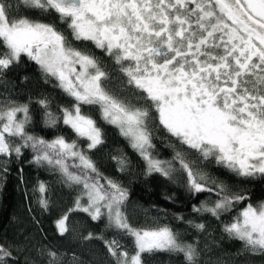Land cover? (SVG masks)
<instances>
[{
  "label": "snow or ice",
  "instance_id": "1",
  "mask_svg": "<svg viewBox=\"0 0 264 264\" xmlns=\"http://www.w3.org/2000/svg\"><path fill=\"white\" fill-rule=\"evenodd\" d=\"M23 4L54 13L73 40L91 42L114 59L139 104L126 103L106 90L108 73L97 58L72 46L54 23L17 16L8 0H0V45L6 49L0 55V72L26 55L54 77L75 101L71 108L60 109L63 123L87 141L89 151L103 143V133L83 106L98 105L102 119L118 127L147 161L149 173L170 177L175 171L171 162L151 154L149 123L158 120L203 159L214 158L241 177L264 176V0H23ZM39 103L47 109V101ZM45 116L47 124L55 126L58 118L47 110ZM30 123L26 104L0 111V157L14 153L19 159L30 147L34 153L30 163H46L59 169L69 185H82L87 203L77 197L69 211L88 213L94 221L107 216L109 227L132 240L131 253L115 239L105 242L116 264H143V254L156 252L183 253L186 264H197L196 248L182 243L171 228H135L129 223L123 211L127 190L101 177L76 140L58 136L48 141L31 135L26 131ZM174 159L192 191H212L209 178L183 152L177 151ZM118 163L123 170L126 161L121 158ZM216 188L220 198L214 207L202 209L217 218L245 199L228 194L223 184ZM39 191L46 192L45 184ZM40 204L46 209L48 202L42 197ZM67 220L65 214L56 221L60 235L68 231ZM224 231L242 241L247 251L264 255V203L258 207L249 203ZM91 238V233L85 237ZM48 255L55 264L56 253ZM12 256L0 245V264H8Z\"/></svg>",
  "mask_w": 264,
  "mask_h": 264
},
{
  "label": "trees",
  "instance_id": "2",
  "mask_svg": "<svg viewBox=\"0 0 264 264\" xmlns=\"http://www.w3.org/2000/svg\"><path fill=\"white\" fill-rule=\"evenodd\" d=\"M8 2L17 16L54 23L72 46L87 50L97 58L108 73L109 78L104 83L106 90L126 103L139 106L114 59L91 42L73 40L67 25L61 24L54 13L30 9L23 0ZM5 51L0 45V55ZM0 100L13 102L9 103L11 106L28 105L31 123L26 131L29 134L48 141L58 136H64L69 142L76 140L101 177L127 190L123 211L133 227L171 228L182 243L196 248L197 264H264V255L247 251L242 241L229 237L224 231V226L249 203L256 207L264 203V176L241 177L217 164L214 158L203 159L194 150L181 145L158 120L149 123L153 144L150 151L154 159L171 162L175 171L170 177L155 171L149 173L147 161L131 146L130 140L121 135L118 127L102 119L98 105L83 106L85 114L96 120L103 133V143L89 151L87 141L78 139L62 120L60 109L71 108L74 99L26 55L0 72ZM41 100L47 101V109L41 106ZM46 110L58 118L55 126L47 124ZM13 139L21 143L18 138ZM22 151L19 159L14 153L11 157H0V245L13 254L8 264H50V251L56 253L55 264H116L105 243L113 239L130 253L133 251L131 238L109 227L107 216L94 221L88 213L69 211L75 208L77 197L82 196V202L87 203L82 185H69L59 169L46 163H30L34 155L30 147ZM177 151L183 152L194 168L209 178L207 186L212 191L196 193L189 188L186 173L174 159ZM121 158L126 161L123 170L118 163ZM5 160L8 161L7 172L3 171ZM100 182L105 183L103 179ZM41 183L46 186L43 194L39 191ZM216 184H223L230 195L245 197L234 203L229 211L221 212L219 218L202 209V206L214 207L220 198ZM42 197L48 202L46 209L40 204ZM194 208L201 210L194 211ZM65 214H68V231L60 235L56 221ZM197 224H203L204 228L198 229ZM89 233L92 238L85 239ZM142 260L143 264H186L183 253H145Z\"/></svg>",
  "mask_w": 264,
  "mask_h": 264
},
{
  "label": "rangeland",
  "instance_id": "3",
  "mask_svg": "<svg viewBox=\"0 0 264 264\" xmlns=\"http://www.w3.org/2000/svg\"><path fill=\"white\" fill-rule=\"evenodd\" d=\"M8 107H12L9 103H7L5 100H0V111L6 110ZM19 118H23L22 113H18ZM119 129V128H118ZM120 130V129H119ZM13 139V138H12ZM14 140V139H13ZM15 142V141H14ZM16 143V142H15ZM139 152V151H138ZM2 158H7V157H2ZM86 197V195H85ZM86 202H87V197H86Z\"/></svg>",
  "mask_w": 264,
  "mask_h": 264
}]
</instances>
